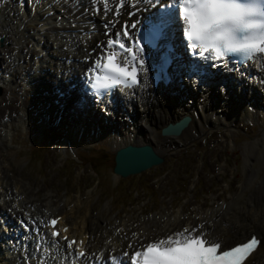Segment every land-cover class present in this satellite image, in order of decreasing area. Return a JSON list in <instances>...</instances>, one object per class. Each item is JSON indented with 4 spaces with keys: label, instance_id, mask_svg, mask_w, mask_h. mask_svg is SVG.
<instances>
[{
    "label": "rangeland",
    "instance_id": "1",
    "mask_svg": "<svg viewBox=\"0 0 264 264\" xmlns=\"http://www.w3.org/2000/svg\"><path fill=\"white\" fill-rule=\"evenodd\" d=\"M48 23L57 24L55 21ZM25 25L29 34H25L20 50L23 52L22 61L12 69L11 82L0 87V167L5 169L0 177H4L14 188L22 186L30 198L28 203L34 201L39 203V207L55 208L67 202L75 215H84L87 224H96L98 220L103 223L104 220L107 225L116 228L125 219L132 221L136 217L158 214L171 217L179 213L183 215L182 222L178 224L180 228L186 224L192 226L193 220L209 209L218 211L222 202L237 199L238 204L232 207L246 209L251 200L259 199L256 196L264 184V91L262 96L254 94L251 104L255 111L246 118L242 115L235 118L232 100L227 103L219 100V97L210 98L209 112L216 113V116H212L207 124L198 125L201 131L183 138L177 144H169L159 154L155 150L159 148H155L157 141L144 135L145 143H149L162 157L161 163L120 177L112 172L113 154L117 149L113 144L115 137L112 131L118 128L121 134L128 137L134 126L130 123L133 113L130 117L129 107H120V113L126 114V117L118 125L117 121H103L97 114L91 117L88 111L78 109V89L74 88L65 101L60 100L65 103L59 120L42 128L40 110L45 96L55 95L53 90L56 87L64 91L71 81L79 84L82 68H76L79 81L75 82V78L70 79L74 72L69 75L68 68L63 70L52 62L51 68L55 74L44 76V72H37L42 78L29 81L26 75L35 68L31 61L36 54L31 50L36 43L31 35L37 26L33 22ZM49 34L53 37L56 31L50 30ZM11 43V40L3 39L0 46V65L7 72L9 67L4 64V53H11L14 48ZM54 46L53 42L49 49H54ZM47 63L43 62V68H47ZM189 86L192 88L193 84L189 83L188 88L186 84L187 89H182L183 92L187 93ZM205 97L208 99V96ZM195 100L188 104V111L202 116L197 105L202 99L196 97ZM47 104L48 101L45 106ZM216 105L219 107L216 108ZM22 112L27 118H19V121L18 115ZM56 112L58 114L57 109ZM136 113L139 114L138 111ZM137 116L141 120L140 115ZM4 117L13 119L7 130L2 128ZM71 118L80 123L71 121ZM196 120L200 119L196 117ZM47 122L50 123L49 117ZM158 126L155 123V129ZM9 129L11 135H5ZM159 130L157 140L161 141L164 136L160 135ZM3 131L5 133L1 136ZM6 213H11L8 208ZM226 214L228 216L230 213ZM221 215H224L222 210L217 213L218 217ZM155 240L153 238L151 241ZM127 243L129 245L130 241Z\"/></svg>",
    "mask_w": 264,
    "mask_h": 264
},
{
    "label": "bare ground",
    "instance_id": "2",
    "mask_svg": "<svg viewBox=\"0 0 264 264\" xmlns=\"http://www.w3.org/2000/svg\"><path fill=\"white\" fill-rule=\"evenodd\" d=\"M16 1L17 0H4L0 8V34L3 35L4 40L12 41L11 44L14 46L15 50L18 51L19 49V55L16 58L17 61L15 60L12 67L11 65L10 67L17 68L18 64L21 63L20 59H22L21 55L23 52L20 50L24 44L25 34H29L27 30L28 27L25 24L27 22H33L36 24L37 28L33 29L31 35L32 40L36 42L34 48L31 49L36 53V55H33L34 58H32L31 61L32 67H35L34 70L36 69L38 72L44 71V76L48 74L52 76L53 73L55 74V71L51 68V65L53 66L52 62L57 63V66L60 65L59 67L63 70L68 68V70H66L69 72V75H71V72H76L77 67L84 69L83 72H85V70L91 66L92 60L99 54L98 45L102 43L101 40L105 35V31H107L109 36L112 32H119L121 25L125 24V22L139 25L142 21L146 20L147 15H151L154 12V8L147 6V0H143V3L135 7L133 5L136 4V0H128L127 6L120 9L119 16L114 15L113 12L110 11L107 17L103 15L102 11L100 13L85 11V9L96 7L95 3L90 2V0H40L38 5L30 3L29 0H23L27 5L26 7L29 6L30 9L17 6V4H15ZM116 3H118V0H112V3H110L108 7L114 8ZM31 5L34 7L32 8ZM99 7L102 9L103 3H100ZM129 12H132L133 15L129 16ZM49 21H55L57 24L51 25L50 23V25H48ZM108 21H111L112 24L106 29L104 25ZM73 24H75V27H73ZM178 24H180V22H178L177 25ZM50 30L56 31L53 37L49 34ZM130 30L132 31L133 28H130ZM96 35H98V38ZM170 36H172V34L169 30L165 34V37L169 38ZM106 37L107 36L104 38ZM173 38L176 40V43L177 38L175 36H173ZM53 42L55 48L49 49ZM181 42L184 43L182 40ZM37 48L39 51H37ZM92 49L94 50L90 52ZM175 53L176 55L179 53V58L176 56L173 64L177 66V70L184 71V77H182V81L180 82L189 84L190 82L188 81L193 80V87L197 88V82L193 79L195 77L185 75L186 64L184 65L183 62L187 54L182 50L181 43H179V46L176 43ZM13 57H15V55H13ZM43 62H48L46 65L47 68H43ZM216 70L217 74L215 76L209 75L204 77V80H207L212 76L210 79H215L216 82L215 85H211L206 89L208 99L204 96L202 101L198 100L199 103H197V105L200 106L202 116L198 115L197 112L189 113L188 109L190 106L188 104L191 100H183L184 90L176 92L175 95L168 90L164 92L158 91L151 101L140 93H138L135 100L118 96L117 103L119 102L129 107L131 112L136 109L139 113L137 115H140L141 120L136 118V122L132 123L134 126L133 129L131 127L128 137L121 134L118 128L115 129L117 126L113 127L112 129L115 130L111 131L115 137L113 140L114 147L118 149L125 144H143L146 142L145 139H143L144 135H149L152 140L157 141V146H155V148H159L155 149L156 152H158V154L161 153L160 150L164 149L169 144H177L183 138L195 135L200 130L198 129V125L207 124L211 121L212 116H216V113L213 114L209 112L208 103L211 100L210 98L219 97V100L227 101V103L232 100L233 102L231 103H234L232 106L234 108L233 115L235 118L239 115L246 118L249 114H252L255 110H253L251 99L254 98V94L255 96H262L264 91V56L254 59L252 63L249 61L246 62L244 65L240 66L238 70H235L233 66L230 65H222L217 67ZM247 73H250L249 78L247 77ZM36 75L39 74L28 73L26 76L29 78V81H33L39 77ZM10 82L11 77H9L7 81L2 77L0 85ZM175 83L176 82L172 85ZM43 85L45 86L46 84L43 83ZM45 87L49 88V85ZM185 88L184 86L183 89ZM189 90L193 91L190 86ZM226 95L228 97H226ZM79 96L82 98L81 102H84L88 111L92 113V117L95 116L96 113L99 118H102L103 121H107L108 123L118 120L116 125H118L120 121H124V115L118 110L113 114V119L108 121L110 116L104 113V109L109 110V104H105L103 101L100 102V104L88 102L84 95L80 94ZM218 107L219 106L216 105V108ZM53 108L57 109L59 114L62 108L61 102L54 99L49 106V109ZM182 114L190 115V120L187 126L180 132L179 136H164L161 141L157 140V130L168 122L173 123ZM196 117L200 120L197 121ZM26 118L27 116L22 113V118L20 119L25 120ZM215 118L219 119L218 117ZM230 118H232V116ZM155 123L159 125L157 129L154 127ZM4 133L5 131L2 132L1 136ZM6 133L5 135H11L10 129ZM97 135L98 133H96V136ZM95 138L94 136V139ZM94 139H92V141ZM131 139L133 142H131ZM0 144H2L1 141ZM156 152L154 151V153ZM6 166L7 164L4 165L3 168ZM4 170L5 169L0 167L1 176H3ZM0 182V217L3 215L9 219L10 215L6 213L7 208L14 216L18 215L25 217L27 214L34 216L38 221L40 215L48 212H56V214H60L57 227L65 225L68 229L65 233L84 241L83 247L86 248V251L88 253H95L98 257L107 258L109 255H122V252L130 253L136 250L139 245L143 247L147 242L153 240V238L157 241L166 238L170 234H174L183 227L191 229L197 225H203L204 229L211 234L210 238L218 237L225 244H232L233 242L240 241L251 233L256 234L259 237L260 244L244 261V264H264V184L259 194L253 196L259 199L251 200V204L246 209L237 206L232 207L233 204H238L237 199H233L230 202H222L218 211L209 209L205 214H199L198 217L193 220L194 224L192 226L186 224L178 228L180 225L179 223L182 222L181 218L183 215L181 216V214L177 213L171 217L158 214L148 217H136L132 219V221L125 219L122 220V223L115 224L119 227L116 228L112 225H107L104 220L103 223L98 220L96 224H87L88 220L85 221L84 215L82 217L75 215L72 208H69L67 202H63L55 208L39 207V203L34 201L28 203L30 198L25 193L22 186H19V188L12 187L9 182L4 180V177H0ZM21 187L22 189H20ZM260 193L262 198H260ZM220 210L224 212V215H226L225 217L224 215L220 217L217 216ZM227 212L231 214H229L230 216L228 215L229 218L226 214ZM10 225L11 224H6V226ZM42 232L45 233L43 229ZM14 237H17V235L11 237L13 238V244H8L6 253L0 248V264H44V262H47V264H65V262H67V264H69L68 261H74L73 257L69 255V252H73V248L71 250L67 249V245H65L63 241H58L57 245L54 246L56 241L52 240L53 243L50 244L47 235L41 238L38 237L37 234L24 233L17 238ZM38 241L42 243V252L40 253H37L33 248ZM129 241L130 244L128 245L127 242ZM130 245L132 247H129ZM9 248H11V253H9ZM48 248H51V251L43 256V251ZM18 249L24 251L22 257L21 253L18 255ZM122 258L123 260L127 259V257ZM101 260L105 262V259ZM89 261H91V258H89Z\"/></svg>",
    "mask_w": 264,
    "mask_h": 264
},
{
    "label": "snow or ice",
    "instance_id": "3",
    "mask_svg": "<svg viewBox=\"0 0 264 264\" xmlns=\"http://www.w3.org/2000/svg\"><path fill=\"white\" fill-rule=\"evenodd\" d=\"M29 2L35 4V0ZM90 2H94L96 7L85 11H102L107 17L110 11L119 16L120 9L127 6L128 0H120L114 8L108 7L112 0H103L102 9L99 7L100 0ZM140 3L143 0H136L133 6ZM147 6L158 9L154 17L157 34H166L171 27L182 22L187 47L193 52L198 50L201 58L220 60L230 54H239L250 61L264 56V0H251L249 3L241 0H147ZM110 24L112 22L108 21L104 27L107 29ZM136 27V24L125 22L114 38L109 36L106 43L98 45L101 52L87 72L92 89L103 93L117 88L130 89L140 83V73L145 71V48L140 39L130 36L129 28ZM105 35L108 36V33L105 32ZM144 38H148L147 33ZM58 220L59 217L38 221L26 214V220L22 219L20 223L26 230L31 226L38 237L46 235L42 232L43 228H50L51 237L56 241L60 237V230L56 228ZM210 236L203 225L184 228L158 242L147 243L142 251L125 252L124 256H131V264H244L260 244L255 235L246 242H236L235 246ZM63 239L67 249L77 246L75 252H69L77 264H89V258L93 261L107 259L88 253L83 247L84 241L77 242L67 236ZM119 264H127V261L121 260Z\"/></svg>",
    "mask_w": 264,
    "mask_h": 264
},
{
    "label": "water",
    "instance_id": "4",
    "mask_svg": "<svg viewBox=\"0 0 264 264\" xmlns=\"http://www.w3.org/2000/svg\"><path fill=\"white\" fill-rule=\"evenodd\" d=\"M188 121L189 118L183 116L173 123H167L160 129V134L177 136L186 127ZM113 160V173L125 177L159 164L162 158L154 153L149 144H125L114 151Z\"/></svg>",
    "mask_w": 264,
    "mask_h": 264
}]
</instances>
